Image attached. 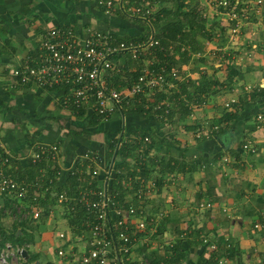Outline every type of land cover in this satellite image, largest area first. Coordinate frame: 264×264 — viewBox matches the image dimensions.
Here are the masks:
<instances>
[{"label": "crops", "instance_id": "obj_1", "mask_svg": "<svg viewBox=\"0 0 264 264\" xmlns=\"http://www.w3.org/2000/svg\"><path fill=\"white\" fill-rule=\"evenodd\" d=\"M191 1L187 0L185 3L194 4ZM165 2L168 0H158L155 7L163 6ZM207 9L210 8H205ZM212 11L224 28V16ZM136 21H131V16L118 9L105 10L97 0H0V143L11 151L15 162L20 164L19 170L28 164L27 154L36 144L56 143L62 167L60 183H64L75 161L77 163L78 159L86 158L91 151L99 161L97 185L104 184L111 192L107 180L114 171L113 165L119 160L116 154L114 156L111 153L112 139L122 133L121 140H131V137L136 140L139 138L134 134L137 130L148 129L159 141L143 159H153L151 166L161 159H170V164H177V168L173 171L162 169L160 172L153 169L147 178L142 177L144 188L147 189L144 193L146 216L150 219L160 210L163 215L154 226L155 229L134 234L132 260L144 264L149 253L163 252L165 246L178 244L185 252L182 264H194L200 252L205 257L211 255L210 258L215 260L221 249L225 250L231 244L234 246V253L232 256L227 255L226 264H262L264 249L260 238L264 235V118L259 120L260 123L254 130L243 136L248 124L256 120L255 115L264 111V96L257 95L254 99L249 97L252 89L259 84L258 81L264 80L262 51L257 50L256 54L253 49L245 48L242 55L248 61H234L232 58L237 54L234 49L237 48L228 46L231 43L226 39L228 35H225L223 43L212 38L214 41L209 44L206 42L200 56L194 53L187 63L178 66L183 77L190 76L194 79L200 75V68H203V71L209 74L213 72L219 80H223L226 62L230 61L240 71V74L233 77L231 85H225L219 91L225 94V98L236 96L237 101L232 109L226 108L228 112H235V116L223 122L224 129L220 136L203 138L192 135V129L200 121H186L188 117L185 110H181L185 113L182 114L176 109L177 114L174 112L168 122L163 118L158 119L160 114L124 109L123 112L115 110L108 119L101 120L88 107H83L84 111L79 116L77 110H72L64 102V91L61 88L43 87L33 81L22 84L13 72L15 67L33 54L42 33L50 26L71 27L80 36L87 35L89 29H98L109 32L114 38L123 39L125 34L135 35L142 31L143 25H147L144 20ZM215 34H218V28ZM213 52L222 55L226 53L229 59L219 61L217 58V62ZM194 59H198L194 63L199 65L192 67ZM113 60L119 64L127 62L126 66L133 71L141 64V61L133 60L127 52L113 57ZM191 68L196 70L191 72ZM110 79L114 84L121 85L129 78L120 72ZM249 80H253L255 84L247 92L243 88L246 82L250 83ZM206 114H209L211 124L218 119L214 118L216 116L213 110H208ZM200 115L201 111L195 113V116ZM187 124L194 127L188 128ZM235 131L240 132L239 140L244 137L238 147L239 140L232 139L236 136ZM247 139L255 141V152L242 148V143ZM145 144L142 140L141 146L145 147ZM166 144L170 145L168 151H165ZM231 149L240 151L238 158L230 154ZM219 150L224 152L223 158H213ZM199 154L209 158L191 169L189 166L193 164L192 157ZM170 156L175 158H167ZM126 160L132 162L129 158ZM107 169H110L109 176ZM158 178H161L160 185L156 182ZM151 182L154 183L153 186H150ZM171 183L173 186H170ZM175 183L180 190H174ZM134 196V191H126L123 202L138 203ZM200 201H210L212 205L199 209L197 204ZM53 208V214L57 213L54 214L55 220L61 215L65 217L66 212L61 207ZM256 222L261 226L256 227ZM160 223L164 228L157 233ZM194 229H199L197 235L193 234ZM204 234L209 241L221 245L218 251H210L205 242V245L201 243ZM46 240L49 242L51 239ZM53 245L56 246L55 242ZM164 252L167 253L166 250Z\"/></svg>", "mask_w": 264, "mask_h": 264}, {"label": "built area", "instance_id": "obj_2", "mask_svg": "<svg viewBox=\"0 0 264 264\" xmlns=\"http://www.w3.org/2000/svg\"><path fill=\"white\" fill-rule=\"evenodd\" d=\"M203 1L210 9L224 16L226 21L224 28L229 39L235 37L244 20L247 22L250 12L248 10H254L256 16L264 11V0ZM97 2L107 11L115 8L127 16L143 19L150 25L149 33L142 40H124L114 38L109 32L98 29H89L87 35L80 36L71 27L50 26L42 33L33 54L15 67L13 72L22 84L33 81L43 87L68 86L63 93L64 102L73 106L75 110L88 107L101 120L108 119L115 110L122 111L142 103L144 107H151L152 111L162 109L164 113L162 118L167 121L170 109L167 94L162 98H158V94L166 93L169 88H176L178 81L185 77L175 66L168 70L166 64L161 63L160 58L152 52L159 45L151 25L158 0H97ZM201 15L207 17V12L201 10ZM159 47L162 48L160 45ZM125 52L133 59L141 61L139 62L141 71L133 79L131 76L123 75L129 78L130 82L117 85L110 77L120 74L122 70L119 67L122 64L115 63L113 57L123 55ZM140 57L145 61L143 62ZM154 63L158 64L155 68ZM258 85L264 87V80ZM230 101L225 102L227 108H232L236 98H231ZM263 118L264 112L259 111L256 120ZM218 128L217 123H210L196 126L191 133L195 138L211 137ZM148 139L149 137L145 136L144 142ZM242 148L255 152L257 146L254 140L247 139L242 143ZM58 151L59 146L56 143L47 142L36 144L27 154V160H44L46 166L42 169L43 172L51 169L47 182L60 177L62 167L59 164ZM15 160L11 151L0 143V195L6 196L7 214L8 212L14 216L17 214L18 220L26 218L27 215L35 219L41 215L42 209L47 215L53 213L54 206L61 207L64 212L74 207L70 203L73 197L67 196L66 191L61 190L54 193L56 194L54 204H47L42 208L39 204V195L47 191L48 186L41 187L46 184L45 181L20 182L12 171L18 166ZM83 161L87 162L84 167L86 172L89 170L97 172L99 161L96 154L89 156L87 153V157L80 160ZM75 170L76 161L69 172ZM80 170L79 172H83ZM106 173L109 176L110 169H107ZM135 180L134 176L127 174L122 177L121 183L124 186L130 185ZM139 180L140 185L135 191L137 204L133 202L125 204L123 201L113 199L104 184L87 187L79 192V201L84 202L86 206V212L80 219L83 229L77 232L76 236L69 235L63 228L54 229V241H60L55 246V253L62 264H125L126 260H132L134 234L153 229L163 215V211L160 210L150 219L146 216L144 193L147 189L144 188L143 178ZM151 185L154 183L151 182ZM29 189L32 191L29 192ZM23 198L29 199L27 206L22 205ZM65 201L69 202V205H65L63 203ZM211 205L210 201H200L197 208ZM254 225L259 226L257 222ZM203 240L210 251L219 250L216 242L209 241L207 237ZM260 241L264 246V235ZM22 249L21 245L4 241L0 247V264H23L26 258L21 253ZM227 259L225 250H221L215 257L216 264H226ZM261 263L264 264V255Z\"/></svg>", "mask_w": 264, "mask_h": 264}, {"label": "trees", "instance_id": "obj_3", "mask_svg": "<svg viewBox=\"0 0 264 264\" xmlns=\"http://www.w3.org/2000/svg\"><path fill=\"white\" fill-rule=\"evenodd\" d=\"M175 1L176 3L178 1L181 6H184V8L179 9L178 7H176V5L174 8H168L167 6H160L154 11V16L151 20V25L157 29V31L155 30L154 36L158 39L159 45L162 47L160 48L158 45L155 49L152 50V52L155 53L160 58L161 63L166 64L168 70L172 66L175 67L180 66L181 62L186 63L194 53H198V55L200 56L201 53H203L204 51V43L202 39L205 38L211 40L212 38L216 37L215 34L216 30H214L215 26H218V32H220V34H224L225 31V28L219 25V19H216L217 17L212 18L211 26L209 27L210 22L208 18L203 17L201 15V11L195 5L186 4L184 0H175ZM122 38L124 39V37ZM223 41L224 39H221L219 43L221 42L223 43ZM225 54L226 53H224V55ZM116 56L117 55H115L114 57ZM225 56H227L229 59L228 55ZM153 66L155 68L158 66V64L154 63ZM140 71H141L140 66H137V69L131 73L132 79L135 78L137 74L140 73ZM236 74H240V71L235 66V64H233V62L231 61L226 62V74L223 80H219L213 72L209 74L205 71L204 73L200 74L198 78L195 79L192 77L190 78L188 76L187 77L185 76L184 79L178 81L176 88L175 87L169 88L168 91H166V93L160 92V94H158V98H162L166 96V94L170 93L167 96V98L174 103L175 108L173 109H179L180 111L181 110L189 111L184 101L185 100L184 95L189 93L190 85L193 87V92L191 93L192 94L191 97H195L196 95H198L197 97H199L198 100L200 101V99L204 98V96H206L210 92L216 93L219 92L221 89H223L225 85H231V83L234 82L233 77ZM129 82L130 79L126 80V83ZM255 87L256 88H253L252 86L253 89L250 92L249 97L254 99L257 95L264 96V87L259 86L258 84H256ZM52 88H61L63 91H65V89L67 90L68 86L54 85ZM71 109L75 110L73 106L71 107ZM125 110H136L139 112H152L155 114H160L161 116H159L158 119H162V116L164 115L162 109H157L152 111L151 107H144L142 103L136 104L133 108L128 107L124 109V111ZM83 111H84L83 108H79L76 111V113L77 115L80 116L82 115ZM167 115L168 118H170V115H172V110L170 111L169 109ZM234 116H235V112H228L226 110L225 113H223L222 116L216 120V123L219 125V128L213 136L216 135L220 136V134L223 132L224 129L222 128L223 122L228 121L230 118H233ZM258 123H260L258 120H254L252 121V123L248 124L247 129L243 133L244 134L243 136H247L248 133L254 130L255 127L258 125ZM187 127L193 128L194 125L187 124ZM121 134L120 136L113 138L112 142L110 143L112 148L111 153H115L116 158L119 160L115 165H113L114 171L110 176V178L107 180L108 184H110V189L113 199H116L118 201L124 200V194L126 193V191L128 192L131 190L132 192L133 191L135 192V190L140 185L138 179L142 177L147 178L153 169H157L158 172H160L162 171V169H165L167 171H173L174 169L177 168V164H170V159L168 160L161 159L158 161V163H155L154 166H151L150 164L153 162V159L152 160L143 159L145 154L146 153L148 154V151L151 150L153 147H155L157 142L159 141V139H157L154 136V134L151 133L150 130L148 129L137 130V132L134 134L135 135L137 134V137L139 138H136V140L132 137L131 140L128 139L121 140L122 138ZM145 136H148L149 139L148 141H146L145 147H141L142 140L144 141ZM243 139L244 137H241V139L238 142V146L243 141ZM169 146L167 145L165 151H168ZM239 152H240L239 150L231 149L230 154L235 155V157L238 158L240 154ZM92 154L95 153H92L91 151L88 152L89 156ZM223 154L224 152H221V150H219L214 154L213 158H223ZM126 158H129L130 160H132V162L129 163V161H127ZM161 158H165V157H161ZM167 158H175V157L170 156ZM192 158L194 159L192 161L193 162L192 166H189L190 168L196 167L201 163H205L207 161V158L209 157L199 154ZM86 163H87L86 161L80 162V159H78L76 163L75 172H71V171L68 172V176L65 179L64 183H60L58 177L57 178L55 177V179L52 182H47L48 177L51 175V169H48L47 172L42 171V169L46 166L44 160H39V161L29 160L28 164L24 168L18 171L19 172L18 179L20 182L33 183L37 181H45L46 184L42 185L41 187L48 186V190L41 192L39 195L40 198L39 204L42 208H45V205L47 204H54L56 201V194L54 193H58L61 190H65L67 196L73 197V200H71L70 203L74 207L71 210L69 209L68 212L65 211L66 212L65 216L68 220L69 225L73 227L74 232L76 231L79 232L81 229H83L84 226L83 223H81L80 219L81 216L86 212L85 209L86 206L84 205V202L79 201V192L87 187H95L97 186L98 183L97 174L95 172H92V170L86 172V169H84ZM80 169H82L83 172H79L81 171ZM127 174L134 176L136 180L133 181L130 185L124 186L121 183V179L123 176ZM15 177L17 178L16 175ZM159 177H161V175H159ZM160 180L161 178L156 179L158 185H160ZM31 191L32 190L29 189V192ZM134 198L136 197L134 196ZM25 199L23 198L21 202L23 203ZM63 203L65 205L66 204L69 205V202L65 201ZM45 219H46V213H41L39 219L36 220L37 223L35 221H32V218L30 219L24 218L21 220H17L13 228H11L8 232L5 229L0 230V247L3 245L4 241L9 240L14 244L24 245V247L28 249L27 244L29 242L34 243L36 241V236L32 232L33 229L27 230V227H29L28 229L33 227L34 229H37L39 231V229L43 226V225L40 226V223L46 222ZM31 222H34L35 224L32 225ZM17 228H19V232H17ZM163 228L164 225L160 223L157 227V233H160ZM198 230L199 229H194L193 234L197 235ZM205 237H207L206 234H204L201 237V241H203L201 242L202 244H204L203 238ZM217 245L218 248L221 246L220 244ZM225 248H226L225 249L226 254L228 256H232L234 253V246L229 244V246H226ZM165 250L167 251L166 254L164 252ZM164 251L163 252L156 251V253L154 252L149 253V256L147 257L146 260V264H182L183 263V260L185 259V252L181 250L178 244L167 245L164 247ZM36 256H37L36 254L28 256L24 260L25 263L30 264L32 260L37 258ZM210 256L211 255L205 257L203 256L202 252H200L194 264H216V260H213L212 258H210ZM125 264H138V263L137 261L126 260Z\"/></svg>", "mask_w": 264, "mask_h": 264}, {"label": "rangeland", "instance_id": "obj_4", "mask_svg": "<svg viewBox=\"0 0 264 264\" xmlns=\"http://www.w3.org/2000/svg\"><path fill=\"white\" fill-rule=\"evenodd\" d=\"M185 1H187V0H185ZM169 2H171V4L168 5L167 3H169ZM191 2H193L194 4H190V5H195L200 11L201 10H205V8L208 7L203 0H192ZM186 4H188V2H186ZM175 5L179 9L184 8V6H181L178 1L176 3L175 0H168V2H165V5L163 3V6H169V8H174ZM160 6L161 5H158V7H155V9L156 8H159ZM205 11L207 12V17L206 18H208V20L210 22V24H209V27H210L211 26L212 18L213 17L215 18L216 16L214 15V13H212L213 12L212 9H207ZM253 11L254 10H248V12H249V18H248L247 22H246V20H244V24L240 27L239 31L236 33V35H235L234 38H230L229 39L226 33L220 34V32H218V35L216 34V37L215 38H216V40H217L218 43H219V41H221V39H225L224 37L226 35L227 36L226 39H228V42L231 43L228 46L232 45L231 48H233V47L234 48H237V49H234V52H237V54L232 58V59H234V61L235 60L236 61L238 60L240 62L241 61L242 62H247L248 61L247 58H246V56H243L242 55L243 54L242 52L245 50V48L246 49L247 48L253 49L256 52V54L258 53L257 50L262 51L264 53V11H262L261 13H258V16H256ZM135 20H137L136 22H139V21H141L143 19L136 18L134 16L131 17V21H135ZM223 21L225 23L224 26H226L225 19ZM147 25L150 27L149 24H147ZM147 25H143L142 31H140L139 33H137L135 35L128 34V33L125 34L123 36L124 39H132V38H135V39H138V38L139 39H143V38H145L147 36V34L149 33V31H150V29H147ZM219 25L222 27L221 24H219ZM154 28L155 27H153V31H155V30L157 31V29L155 28V30H154ZM217 28H218V26H215L214 27V30L217 31ZM202 40H203L204 45L206 44V42H207V44H209L211 41H214V40H208V39H205V38H203ZM228 46H226V47H228ZM255 52H254V54H255ZM209 54H210V52H209ZM214 54L216 56V59L215 60L217 62H218V59L217 58H219V61H225L228 58L227 56L221 55L220 53H218L219 54L218 55L217 52H215ZM133 60H135V59H133ZM197 60L198 59H194L191 62L192 64H194L192 67H195V65H199V64H195L194 63ZM126 63L127 62L121 63L122 66L119 67V69L122 70L121 71V74L122 75H126L127 77H129V76L132 77V74L131 73L133 72V70L132 69H128L129 67H127L128 65L126 66ZM182 64L183 63L181 62V65ZM118 66H120V65H118ZM176 68H178V67H176ZM187 70H189V69H187ZM190 70L192 72V71H195L196 69L195 70H192V68H191ZM200 70H202V71H199V74L204 73L203 68H200ZM178 71H179V73L181 72V70L179 68H178ZM188 77H190V76H188ZM198 77L199 76H197L196 78H198ZM249 82L250 83H247V82L245 83V86L246 85L249 86L248 90L252 89V84L254 83V81L253 80H249ZM258 82H260V81H258ZM245 86H244L243 89H244V91H247V89H245ZM192 92H193V87L190 85L189 86V93L184 95V97H185L184 98L185 99L184 101L186 103L187 109L189 110L188 112L185 110L186 111V116L188 117V119H186V121H188L190 123L191 122L194 123V122H196V120H199L200 121V124L198 123L199 125H196V126H199V127L210 124L209 123V120H208L210 118L208 116L209 114H206L208 110L209 111H211V110L215 111V114L214 115L216 117H214V118H220L222 116V114L226 110L225 102L226 101H230L231 98H236L235 95H231V96L225 98V97H223L225 94H221L220 92H216V93L215 92H213V93L210 92L209 94H207L206 96H204V98L200 99V101H199L198 100L199 97H197L198 95H196L195 97H191V95H192L191 93ZM169 94H167V96ZM168 102H169L170 111L172 110V115H170V120H171L172 116L174 115V112H175V114H177V113H176V109H173V108H175L174 103L171 102V101H169V99H168ZM230 102H232V101H230ZM230 109H232V108H228V110H230ZM200 111H201V115L200 116H195V113L196 112H200ZM202 111H204V114L202 113ZM181 112H182V114L184 113L183 111H181ZM214 118H212V119H214ZM206 120H208V121H206ZM168 121L169 120H167V122ZM239 133H240L239 131H235L234 134L236 136L235 137L234 136L232 137V139L234 141H238L239 140V136H238ZM228 143H229V141H228ZM19 166H20V164L16 168H14L12 170L13 173L17 176V178L19 177L18 176ZM101 183H102V180H101ZM170 186H173V183H171ZM177 188H178V185H177V183H175L174 190H176ZM174 193H177V192H174ZM5 198H6L5 195H0V224H1L0 230L5 229L8 232L15 225V222H17L18 217H17V214L14 216L11 212H8L9 214H7L5 212L6 205H7ZM175 199H178V197L175 196ZM28 201H29V199H25V201L22 203V205L23 206H27ZM2 202H4V203H2ZM203 208H207V206H203ZM41 213H44V209H42ZM54 214L56 215L57 213H54ZM54 214L53 213H48L46 215V219H45L46 222H44V223L38 222V223H40V226L43 225L40 228L41 231L39 229L40 232L37 229H34L33 227H31L30 229H28L29 227H27V230H32L33 229L32 232L36 236V241L34 243L33 242H29L27 244L28 249H29V252H28V249L24 247V245H21V246H23V248H25L27 250L28 256L34 255V254L37 255L36 256L37 258L34 259V260H32L30 264H62V262L60 261V258H57V255L55 253V247H54V245L52 246V244H54V242H55V245H58L59 242H60L59 240L54 241V239H55V237H53L54 236V229L63 228V229H65L67 231V233L69 235H71V234H74V236L77 235V231L76 232L73 231V227H71L69 225L66 216L63 217L61 215V217H63V218L60 217V218H58V220L57 219L55 220L54 219L55 218L54 217ZM39 217L34 219V218L30 217V215H27L26 218H28V219L32 218V221H35L36 222V220H38ZM31 224L33 225L35 223L34 222H31ZM156 225H157V223H156ZM260 226L261 225L259 224V227ZM17 232H19V228H17ZM40 234H41V236H40ZM46 238H50L51 240L48 242L46 240ZM6 241H9V240H6ZM49 243H51V245ZM257 248H258V246H257ZM263 249H264V246H263ZM23 264H26L25 261H23Z\"/></svg>", "mask_w": 264, "mask_h": 264}, {"label": "water", "instance_id": "obj_5", "mask_svg": "<svg viewBox=\"0 0 264 264\" xmlns=\"http://www.w3.org/2000/svg\"><path fill=\"white\" fill-rule=\"evenodd\" d=\"M114 156H115V153H114ZM21 253L23 254V256H24L25 258H27L28 254H27V250H26L25 248H23V249L21 250Z\"/></svg>", "mask_w": 264, "mask_h": 264}, {"label": "bare ground", "instance_id": "obj_6", "mask_svg": "<svg viewBox=\"0 0 264 264\" xmlns=\"http://www.w3.org/2000/svg\"><path fill=\"white\" fill-rule=\"evenodd\" d=\"M249 88V87H248ZM248 88H247V85L245 86V89H247L248 90ZM249 91V90H248ZM227 108V107H226Z\"/></svg>", "mask_w": 264, "mask_h": 264}]
</instances>
